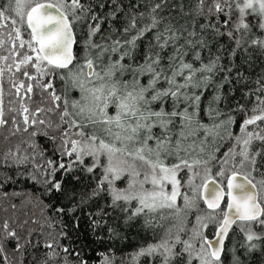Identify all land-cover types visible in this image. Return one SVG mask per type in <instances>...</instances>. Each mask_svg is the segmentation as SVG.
<instances>
[{
  "label": "snow or ice",
  "instance_id": "1",
  "mask_svg": "<svg viewBox=\"0 0 264 264\" xmlns=\"http://www.w3.org/2000/svg\"><path fill=\"white\" fill-rule=\"evenodd\" d=\"M204 3L198 0L200 13ZM175 7L171 0H129L127 4L124 0H0V49L11 45L5 49L8 55H0L5 62L0 79L6 71L25 78H10L21 100V121L15 116L6 119L0 101V128L11 123L13 135L28 134L14 148L0 147V189L31 181L40 185L37 191L42 196L68 201L67 207L47 205L58 216L72 212L71 225L62 224L58 237L45 242L48 251L43 264L54 260L87 264L80 251L60 238L79 242L77 210L98 197L108 198L106 206L97 204L96 211L87 215L88 226L101 243L117 235L105 219L111 212L123 213L129 227L142 223L153 228L154 220L168 219L165 209L172 210L175 223L160 225L159 239L135 254L152 257L153 264H219L224 238L237 221L242 222L249 242L264 239L253 231L255 227L264 232V76L243 97H233L234 105L221 108V89L233 81L229 75L220 81L215 77L219 72L231 73L232 66L219 64L218 55L204 62L197 46L207 47L206 42L191 39L197 33L172 22ZM207 12L216 15V24L201 28L211 27L234 41L230 56L251 47L264 50V36L253 31L264 32V0H212ZM220 14L226 17L223 25H231L226 33L218 27ZM5 29L7 40L3 39ZM235 76L239 77L236 83L244 80L239 71ZM34 87L47 93L51 106L31 110L24 103L25 98L31 99ZM209 89L211 99L206 95ZM41 113H55L59 120L41 118ZM237 123L238 134L231 130ZM41 137L52 144L49 156H44L48 149L38 143ZM225 139L231 142L227 151L215 157L218 142ZM37 155L43 163L37 162ZM211 159L217 160L215 171L209 166ZM77 169L95 178L91 193L79 199L72 187L74 181L81 182ZM182 172L191 173L187 179L191 196L179 191ZM255 174L260 175L259 181ZM117 181L125 186L118 187ZM178 197L183 200L179 207ZM201 198L213 211L197 215L188 229L186 213H181L197 207ZM222 202L226 210L217 214ZM27 223L0 222L3 264H8L6 241H15L17 252L33 243L31 239L22 243L17 231ZM210 227L215 239L204 234ZM103 264L112 261L105 258Z\"/></svg>",
  "mask_w": 264,
  "mask_h": 264
},
{
  "label": "trees",
  "instance_id": "2",
  "mask_svg": "<svg viewBox=\"0 0 264 264\" xmlns=\"http://www.w3.org/2000/svg\"><path fill=\"white\" fill-rule=\"evenodd\" d=\"M85 2L91 3L92 0H85ZM124 2L127 4L129 0H124ZM171 2L176 5L170 14L172 22L178 27H181L182 30L186 28L188 31L197 33V35L191 37V39L203 38L206 42L207 47L200 48L199 45L197 46L204 62L207 63L210 57L215 58L218 55L220 56V60L218 61L219 64L232 66L231 73L219 72L215 77L217 81H220L222 76L229 75L233 81V83H224V87L221 89L223 103L220 106L227 110L229 105L235 104L233 97L236 99L243 97L244 93L249 88L256 86L255 81L259 77L264 76V50L251 47L247 52L237 50V55L235 57L230 56L229 52L235 48L234 41L227 35L217 34L211 27L201 28V25L216 24V15H209L207 12L212 0H205L203 13L198 11V0H171ZM181 5H183V10H181ZM224 19H226V17L220 14L219 20L221 23L218 27L221 33H226L231 27V25H229V27L226 28L223 25L222 22ZM4 31L5 35L3 39L7 40V29ZM253 31L256 36H264V32H261L259 29H254ZM80 35H83V31H80ZM184 35L187 36V32H184ZM10 47L11 45L6 43L4 49H0V55H8L5 49ZM8 62L10 63L11 61ZM4 65L5 62L0 61V67H4ZM237 71L244 75V80L240 83L235 82L239 79V77L235 76ZM13 72H15L14 69ZM16 77L25 79L22 77L21 73H15V76H13V73L7 71L4 73L3 78L0 79V89H2V92H0V101H2L5 118L9 121H11L13 116L16 117L17 121H21V117L18 115L21 100L15 94V89L12 87L11 83V79H15ZM26 82L35 83V81ZM20 93L23 96L24 89H21ZM29 95L31 99L28 100L25 98L24 103H26L31 110L51 106V101L47 98V93H43L40 88L34 87L33 92ZM73 95L79 98L78 93L74 92ZM206 95L208 99H211L212 90L209 89ZM9 109H13V111H9ZM49 117L56 121L59 120V117L55 113H48L47 116L41 113V118L48 119ZM21 127H23L22 123ZM14 130L15 126L11 123L0 128V147L14 148L16 144L28 139V134L22 131L15 132L13 135ZM231 130L238 134L239 123L233 125ZM29 131H31V129H29ZM55 134L58 136V133ZM38 143L48 149V151L44 153V156H49L52 148L51 142L41 137ZM218 143L220 147L219 151L215 152V157L219 158L222 153L227 151L229 143L231 142L225 139ZM23 147H26V145L22 144V148ZM30 151L29 149V152ZM211 151L212 149L210 148L209 152ZM21 154L24 155L26 153L22 152ZM37 162L43 163V158L40 155H37ZM85 163H88V160H86ZM209 166L213 167V171H215L217 160L211 159ZM29 168L31 169V165H29ZM99 171V169L96 170L97 174ZM77 174L80 175L81 182L74 181L72 187L75 188L77 199H79L80 196L87 197L91 193L92 188L95 187V178L94 174L79 171V169H77ZM180 175L184 177V180L181 182L182 186L179 191L191 196V187L187 184L188 176H190L191 173L185 175V173L182 172ZM57 178H60L59 173H57ZM260 179V175L255 174V181H259ZM195 182L199 183V178H196ZM122 183V181H117V186L119 187ZM39 188V184L34 185L31 181H23L18 184H7L4 189H0V222L9 220L10 223L16 225L22 224L27 220L28 223L24 225L23 228H18L17 231L22 237V243L25 242L26 239H31L33 242L32 244H27L25 249H21L17 252L14 251L15 241H6L4 243V255L7 256L8 264H43L45 253L48 251V249L44 247L45 242L52 240L54 237H58L62 224L71 225V211L68 212V215L60 217L47 207L49 203L53 206H60L62 203L63 206L67 207L68 201L42 196L41 193L37 191ZM5 192H7V195L4 194ZM17 192L20 193L19 196L14 194ZM33 192H35V197L32 196ZM107 200V197H98L94 200H87L86 203L81 204L80 209H83V212H81L80 209L77 210V214L80 215V228L77 230L79 232V242L74 243L70 239L60 238L61 243L69 244L80 251L81 256L87 261V264H103L105 258H109L112 264H153L152 257H136L135 254L140 248L159 239L160 235L163 233V228H161L160 225L170 227L175 223V217L171 215V211L164 210V212L168 214V219L154 220V227L146 228L142 223H137L135 226L129 227L122 219L123 213H120L119 210L115 212L109 210L111 215L110 217H105V219L109 221L117 235L112 239H105L104 242L101 243L96 240L95 235L88 226L87 213L89 211H96L97 204L101 207H105ZM176 203L178 207L182 206L183 200L178 197ZM12 205L16 207L13 208ZM221 209L225 210V203L221 204L220 209L215 210L216 213L219 214ZM212 211L213 210L206 208L202 199H199L197 201V207L185 209L181 215L186 213L185 224L188 229H191V227L195 225V217L197 215H206ZM219 218V215H217V219ZM33 221H35V223ZM241 226L242 222L237 221L228 232L223 245V251L220 255L219 264H264V239H254L252 242H249L246 239L247 232L246 230L242 231ZM65 231H68V229H65ZM173 231H175V229H173ZM253 231L264 236V232H262L260 228L254 227ZM212 232V227L204 230V234L209 236L210 239L213 237ZM70 235L74 237L76 233H70ZM181 236L182 238H186L185 233H181ZM250 243L254 244L255 248H251L249 246ZM63 255L64 254L61 253V256ZM68 259L72 260L73 257H68ZM0 264H3L2 259H0ZM50 264H63V261L54 260L51 261ZM193 264H197V262L193 261Z\"/></svg>",
  "mask_w": 264,
  "mask_h": 264
},
{
  "label": "water",
  "instance_id": "3",
  "mask_svg": "<svg viewBox=\"0 0 264 264\" xmlns=\"http://www.w3.org/2000/svg\"><path fill=\"white\" fill-rule=\"evenodd\" d=\"M201 199H202V198H201ZM202 201H203V199H202ZM203 203H204V202H203ZM222 203H223V202H222ZM204 205L206 206L207 209H209L205 203H204ZM209 210H212V209H209ZM225 210H226V207H225ZM234 224H235V223H233V224L230 226L228 232L230 231L231 227H232ZM217 231H218V229H217ZM227 234H228V233H227ZM226 237H227V236H226ZM226 237L224 238V242H225V240H226ZM211 239H215V237L213 236ZM224 242H223V245H224ZM221 253H222V252H221ZM220 255H221V254H220Z\"/></svg>",
  "mask_w": 264,
  "mask_h": 264
},
{
  "label": "rangeland",
  "instance_id": "4",
  "mask_svg": "<svg viewBox=\"0 0 264 264\" xmlns=\"http://www.w3.org/2000/svg\"><path fill=\"white\" fill-rule=\"evenodd\" d=\"M125 185L122 183L119 187H124ZM165 210H167L168 211V209H165ZM169 211H172V210H169ZM184 211H185V209H184ZM184 215H185V213H184ZM196 223V222H195Z\"/></svg>",
  "mask_w": 264,
  "mask_h": 264
}]
</instances>
